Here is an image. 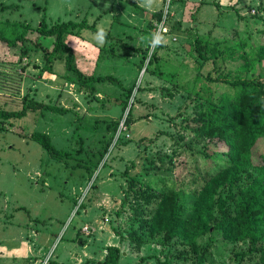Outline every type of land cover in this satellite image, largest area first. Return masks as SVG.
<instances>
[{"label":"rangeland","instance_id":"rangeland-1","mask_svg":"<svg viewBox=\"0 0 264 264\" xmlns=\"http://www.w3.org/2000/svg\"><path fill=\"white\" fill-rule=\"evenodd\" d=\"M164 3L0 0L8 33L22 29L13 22L36 27L82 19L109 32L111 37L88 28L68 34L74 66L86 76L112 74L124 88L133 87L125 100L116 82L81 85L63 56L45 57L51 36L25 33L24 53L0 42V109H20L26 97L68 109L27 111L1 122L0 264H96L108 245L120 249L119 264H261L248 242L229 240L215 228L220 202L211 209L215 220L197 239V252L166 237L164 229L151 233L144 221L152 213L139 214L156 210L143 202L147 187L172 191L191 214L202 173L213 161L201 152L205 139L192 129L193 117L208 90L214 97L224 92V84L205 80L209 71L216 75L211 59L222 50L240 52L242 42L246 51L264 44V0ZM195 38L207 59L195 49ZM240 63L226 60L225 72L233 77ZM252 73L264 80V54ZM35 131L48 133L65 153H49L28 136ZM209 147L216 157L225 149L220 142ZM254 152L264 153V135ZM225 194L221 190L216 201Z\"/></svg>","mask_w":264,"mask_h":264},{"label":"trees","instance_id":"trees-1","mask_svg":"<svg viewBox=\"0 0 264 264\" xmlns=\"http://www.w3.org/2000/svg\"><path fill=\"white\" fill-rule=\"evenodd\" d=\"M157 16L160 19L161 13ZM7 24L8 21L0 20V42L9 47L19 46L21 53H24L27 49L24 44L29 39L25 33L35 31L42 36H51L52 48L43 47L46 58L56 52L65 58L66 68L77 75L81 85L92 88L94 82L113 81L123 89L125 100L130 98L133 87L124 88L118 77L112 74L84 75L74 66V49L65 41L68 34H77L84 28L101 32L106 37H111L109 32L97 29L94 23L90 24L86 19L54 22L50 25L41 21L36 27L26 22L18 24L13 22L12 25L22 27L19 32L13 31L14 34L7 32ZM201 43L195 38V49L203 59H207ZM35 44L39 45L37 42ZM245 46L246 42H242L240 52L223 54L222 50L221 55L214 56L211 59L214 64L212 71L216 75L209 71L205 76L207 82L224 84V92L219 97H214L211 90H208L203 96L205 104L193 117L196 127L192 129L196 135H201L205 139L204 150L201 152L213 161L202 173V182L195 191L198 196L191 214H185V205L178 201L177 195L172 191L153 192L148 190L150 188L147 184V188L142 192L143 202H152L151 208L156 210L139 211V214L152 213V218L144 221V225L148 226L151 233L164 229L166 237H176L183 245L197 252V239L206 233L210 223L215 220L211 209L216 202H220L222 204L217 203L220 219L215 221V228L221 230L223 236L229 240L248 242L249 250L257 252V261L264 264V248L260 246V243L264 242V153L254 152L264 135V80L253 73L248 75L262 59L264 44L256 51H246ZM133 49L143 51L141 48ZM157 59L154 54L153 60ZM226 60H241L233 77H230L231 71L224 70ZM143 62L144 58L139 65ZM45 110L57 113L68 111L66 107L26 97L20 109H0V127L1 122L22 118L27 111ZM127 119L128 116L126 121ZM28 136L55 156L65 153L54 146L48 133L35 131ZM219 142L225 145L221 156L212 155L213 150L212 153H208L209 146L217 145ZM243 175H246L247 179L243 180ZM191 182H196L194 176ZM221 190L226 191L225 197L216 201L215 196ZM106 250L105 258L98 260L96 264H119L120 249L108 245ZM157 262L171 264L168 260L158 259Z\"/></svg>","mask_w":264,"mask_h":264},{"label":"built area","instance_id":"built-area-1","mask_svg":"<svg viewBox=\"0 0 264 264\" xmlns=\"http://www.w3.org/2000/svg\"><path fill=\"white\" fill-rule=\"evenodd\" d=\"M164 1H165L164 4L166 5V8H167V7H169L171 1H173V0H164ZM165 14H166V13H165ZM162 20H163V19H162ZM82 230L85 231V232H89V227L85 225V226L83 227Z\"/></svg>","mask_w":264,"mask_h":264}]
</instances>
